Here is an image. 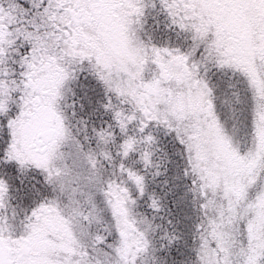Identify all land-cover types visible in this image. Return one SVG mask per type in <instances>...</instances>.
Returning <instances> with one entry per match:
<instances>
[{"label": "snow or ice", "instance_id": "1", "mask_svg": "<svg viewBox=\"0 0 264 264\" xmlns=\"http://www.w3.org/2000/svg\"><path fill=\"white\" fill-rule=\"evenodd\" d=\"M0 264H264V0H0Z\"/></svg>", "mask_w": 264, "mask_h": 264}]
</instances>
